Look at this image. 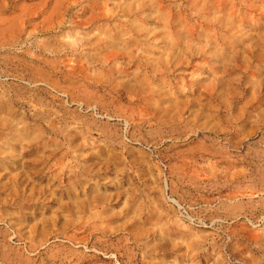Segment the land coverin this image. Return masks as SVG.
Returning <instances> with one entry per match:
<instances>
[{
	"label": "rangeland",
	"instance_id": "obj_1",
	"mask_svg": "<svg viewBox=\"0 0 264 264\" xmlns=\"http://www.w3.org/2000/svg\"><path fill=\"white\" fill-rule=\"evenodd\" d=\"M0 264H264V0H0Z\"/></svg>",
	"mask_w": 264,
	"mask_h": 264
}]
</instances>
